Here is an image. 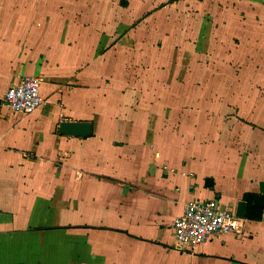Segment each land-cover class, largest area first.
I'll return each instance as SVG.
<instances>
[{
	"label": "crops",
	"instance_id": "0c3cea01",
	"mask_svg": "<svg viewBox=\"0 0 264 264\" xmlns=\"http://www.w3.org/2000/svg\"><path fill=\"white\" fill-rule=\"evenodd\" d=\"M218 1L236 11L194 32L189 25L172 45L163 26L184 23H157L164 0H66L59 33L53 26L61 2L49 0L39 20L19 5L9 26L0 1V101L28 76L39 78L44 99L30 115L0 107V264H264V208L260 220H244L240 236L217 234L187 249L173 237L192 200L219 197L236 211L246 193L264 196L260 104L223 100L242 105L237 128H251L259 143L204 151L199 143L225 136L237 120L213 130L221 109L200 117L199 102L184 99L191 83L164 82L172 53L170 74L205 55L218 72L264 78V0ZM77 3L92 13L70 14ZM187 3L195 6L171 0L168 7ZM94 21L99 28H91ZM94 33L110 46L92 53L82 42ZM184 104L195 113H184ZM71 121L92 122V136L60 134V124Z\"/></svg>",
	"mask_w": 264,
	"mask_h": 264
},
{
	"label": "rangeland",
	"instance_id": "374dc122",
	"mask_svg": "<svg viewBox=\"0 0 264 264\" xmlns=\"http://www.w3.org/2000/svg\"><path fill=\"white\" fill-rule=\"evenodd\" d=\"M2 2V5H7L6 8H2V18H7L8 20H13V18L16 15H19L21 13V10L19 9V5H22V9L25 11L27 10V13L30 14V17L35 18V20H39V16H41V13L45 10H42V6H46L49 0H0ZM55 2H61L62 5L66 4V0H54ZM171 0H164L163 4H165L162 11L155 14L157 23H165L169 21H177L179 23L183 22L184 24H181V28L183 29L179 30V26H174V29L168 28V26H163V31L161 33L167 34V37L170 36L171 38L165 40L166 44H176V42H173L174 39H176L174 36L184 37L186 36V31H189V25H192L193 32L194 28L196 29H202V27L207 23H213L214 21H220L224 19L229 13L230 10L236 11V7L233 6H226L223 5L218 0H194L195 6L190 5V3H187L186 6H182V8H179L178 10H173L168 7V2ZM80 7L72 8L69 7L68 11L70 14H87L92 13L90 10L91 6L87 9L86 4L84 3H77ZM61 5V4H60ZM48 6V5H47ZM36 7H39V10L36 9ZM168 7V8H166ZM57 8V7H56ZM72 8V9H70ZM51 9L48 10L50 13ZM26 13V12H25ZM33 13V14H32ZM55 24L53 26L56 33H59L61 29H63L66 25L65 22H63V18H68L67 16V9L66 5L62 8L61 6L58 7V9H55ZM50 15V14H49ZM89 18H93V15L88 16ZM13 21L9 22V26H11ZM99 22L94 21L91 25V28L96 29L99 28ZM191 27V26H190ZM90 29V27H87V29ZM51 30V27H50ZM105 30H108L106 27ZM203 33V30H201ZM205 33V32H204ZM84 36V35H82ZM94 37V40L82 42L85 45L89 46V49L92 53H94V47L97 46H104L108 47L110 44H107V38L104 37V35L98 36L97 34H92ZM107 36V35H106ZM85 37V36H84ZM86 38V37H85ZM187 43V42H186ZM188 44V43H187ZM185 47V46H184ZM171 49H174L171 47ZM96 51V50H95ZM118 51H121V47L118 49ZM173 51V50H172ZM120 52H118L119 55ZM158 53V52H156ZM166 60L167 65H163L164 71H167V74H164V82L170 83H177V85L189 87V83H191L192 89H184V99H191L192 101L196 103L199 102L198 108L199 109V116H208L210 118V110H218L221 109L223 111V115H221V119L217 120L219 117V114H215L214 112V118L215 121L212 122L213 130L218 129V127H222L223 124L229 123L230 121H233L234 119L237 121H234L229 124L228 130H225L226 135L223 137L213 136L212 138H205L204 142L199 143V147H203V150L210 149L211 147L215 146H223L226 145L227 147L232 148H238V146L243 145H251L254 144L255 140L257 139L259 143V138H261L260 135H256L254 131H252L251 128H237L238 123L240 120L234 118L240 111L242 105L235 106L233 103L234 101H231V106L228 105V101L223 103V100L225 97L227 99H234L239 98L243 99V97H247L248 100H256L260 105L258 108L259 110L256 112L257 116L260 118L257 123L261 124L263 123L264 118V78L261 79L263 75L260 74H244L238 73V74H224L221 72H218L217 70H213L212 64H214V61L209 57L202 55L197 59V64H195L194 67H191L190 65L186 68V65L183 66L184 71L180 74H175V72L172 70V74L168 72L171 71L172 64L169 65V62L171 60H176V57L174 56V53L172 54H166ZM159 58L156 55L155 62H158ZM193 61L195 63L196 56H193ZM155 68V67H154ZM226 84H230L232 88L227 89ZM198 89V90H197ZM169 92V91H168ZM209 99V101H208ZM246 101L248 103L249 101ZM208 102V103H206ZM210 103V105H209ZM225 105V106H222ZM184 113H191V110H194L193 114L195 113V109H191L190 105L186 106L184 104ZM190 108V110H189ZM195 108V107H193ZM252 107L244 105V110H250ZM211 111V112H212ZM5 112H9L7 109H5ZM209 113V114H208ZM264 124V123H263ZM263 145H264V138L262 139ZM218 156V154L216 155ZM213 199H219L220 203L224 206L223 202L219 197H213Z\"/></svg>",
	"mask_w": 264,
	"mask_h": 264
},
{
	"label": "built area",
	"instance_id": "2783aa9c",
	"mask_svg": "<svg viewBox=\"0 0 264 264\" xmlns=\"http://www.w3.org/2000/svg\"><path fill=\"white\" fill-rule=\"evenodd\" d=\"M43 103L39 78L28 76L8 89L1 107L13 114L30 115ZM243 222L235 210L223 206L219 199L192 200L174 222L173 237L177 246L195 248L217 234L240 236Z\"/></svg>",
	"mask_w": 264,
	"mask_h": 264
},
{
	"label": "water",
	"instance_id": "95a60500",
	"mask_svg": "<svg viewBox=\"0 0 264 264\" xmlns=\"http://www.w3.org/2000/svg\"><path fill=\"white\" fill-rule=\"evenodd\" d=\"M1 107V101H0ZM59 132L62 135L74 136L87 138L91 137L93 134V123L90 121H77V122H62L59 127ZM206 187H211L214 185L212 178H207L205 180ZM247 214V202L242 200L239 201L236 208V215L238 218L245 220Z\"/></svg>",
	"mask_w": 264,
	"mask_h": 264
},
{
	"label": "trees",
	"instance_id": "16d2710c",
	"mask_svg": "<svg viewBox=\"0 0 264 264\" xmlns=\"http://www.w3.org/2000/svg\"><path fill=\"white\" fill-rule=\"evenodd\" d=\"M243 199L247 202L246 218L250 220H260L264 208V196L254 193H246Z\"/></svg>",
	"mask_w": 264,
	"mask_h": 264
}]
</instances>
